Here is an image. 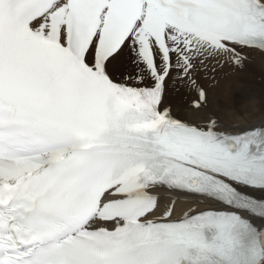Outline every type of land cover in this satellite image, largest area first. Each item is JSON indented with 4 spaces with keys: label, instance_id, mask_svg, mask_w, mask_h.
I'll return each instance as SVG.
<instances>
[{
    "label": "snow or ice",
    "instance_id": "6c2138e0",
    "mask_svg": "<svg viewBox=\"0 0 264 264\" xmlns=\"http://www.w3.org/2000/svg\"><path fill=\"white\" fill-rule=\"evenodd\" d=\"M256 60L264 0H0V264H264Z\"/></svg>",
    "mask_w": 264,
    "mask_h": 264
},
{
    "label": "bare ground",
    "instance_id": "6f19581e",
    "mask_svg": "<svg viewBox=\"0 0 264 264\" xmlns=\"http://www.w3.org/2000/svg\"><path fill=\"white\" fill-rule=\"evenodd\" d=\"M264 62L259 60L254 61L248 69V72L240 77L227 76L223 78L215 89L214 99H219L231 103L235 98L241 106L252 108L256 104L264 103L261 100L249 101L244 98L243 90L246 87H251L257 93L261 91V86L264 85Z\"/></svg>",
    "mask_w": 264,
    "mask_h": 264
}]
</instances>
